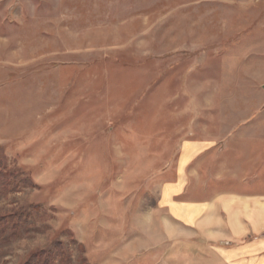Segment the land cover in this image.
I'll return each mask as SVG.
<instances>
[{"label":"rangeland","instance_id":"1","mask_svg":"<svg viewBox=\"0 0 264 264\" xmlns=\"http://www.w3.org/2000/svg\"><path fill=\"white\" fill-rule=\"evenodd\" d=\"M188 140L264 190V0H0V264H182Z\"/></svg>","mask_w":264,"mask_h":264},{"label":"crops","instance_id":"2","mask_svg":"<svg viewBox=\"0 0 264 264\" xmlns=\"http://www.w3.org/2000/svg\"><path fill=\"white\" fill-rule=\"evenodd\" d=\"M204 144L208 142L183 143L176 179L160 190L167 222L185 230L170 238L180 242L171 254L173 262L177 257L182 264H264V190L251 183L239 187L236 153L212 159L204 155ZM208 160L221 167L216 189L202 185V162ZM251 169L256 170V163Z\"/></svg>","mask_w":264,"mask_h":264},{"label":"trees","instance_id":"3","mask_svg":"<svg viewBox=\"0 0 264 264\" xmlns=\"http://www.w3.org/2000/svg\"><path fill=\"white\" fill-rule=\"evenodd\" d=\"M14 176V175H13ZM1 177V176H0ZM16 218V217H15ZM46 261L47 260H45V258L43 259V256L42 255H40V257H37V259H36V263H38V264H46Z\"/></svg>","mask_w":264,"mask_h":264}]
</instances>
